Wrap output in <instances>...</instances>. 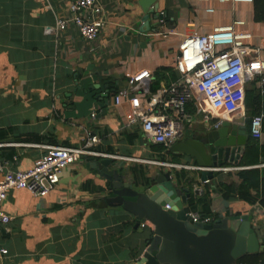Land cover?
<instances>
[{
	"label": "crops",
	"instance_id": "obj_1",
	"mask_svg": "<svg viewBox=\"0 0 264 264\" xmlns=\"http://www.w3.org/2000/svg\"><path fill=\"white\" fill-rule=\"evenodd\" d=\"M98 1L104 8L106 23L96 40L85 41L71 24L58 36L53 32L55 17L70 15L66 0H0L1 157L10 170H25L44 152L39 145L74 147L88 135H96L97 151L135 159H112L110 168L131 175L138 184L160 168L166 169L158 164L160 161L197 166L184 155L154 149L139 126L126 122L123 114L128 102L123 99L115 105V92L127 86L126 73L140 70L152 73V84L158 79L159 87L166 85L155 71L173 68L178 45L189 36L187 25L192 24L193 32H204L238 16L247 20L256 36L264 37V22L253 21V5H218V12L208 15L193 0ZM161 13L167 18L163 25L157 17ZM154 31L166 34L155 35ZM95 70L116 91L103 108L94 104L88 116H65L74 81L78 75L87 76ZM203 121L200 114L185 121L184 136L200 133ZM222 121L245 130V139L240 135L245 142L237 162L220 166L237 169H211L213 174L207 182H201L199 169H169L174 186L177 190L189 188L191 197L210 190L208 215L213 221L234 214L248 216L251 226L260 224L264 240V208L255 198L256 190L249 189L252 198L244 200L236 193L223 198L218 189L221 184L237 185L238 173L244 169L257 167L260 177L264 176V159L261 155L257 163L239 166L250 141L247 114H231ZM255 143L259 149L264 146L263 130ZM173 157L179 160L173 161ZM88 158L65 168L58 184L44 197L25 189L8 193L2 210L12 219L0 225V249L8 251L3 264H136L152 227L142 228L140 224L147 221L141 220L136 228L132 215L121 206L106 203L110 193L96 165L105 157L91 156L92 161ZM181 171L187 181L177 178L176 173ZM195 188L201 193L194 194ZM260 244L264 246V242Z\"/></svg>",
	"mask_w": 264,
	"mask_h": 264
},
{
	"label": "built area",
	"instance_id": "obj_2",
	"mask_svg": "<svg viewBox=\"0 0 264 264\" xmlns=\"http://www.w3.org/2000/svg\"><path fill=\"white\" fill-rule=\"evenodd\" d=\"M68 17H55V36L73 25L85 41H94L106 23L105 11L98 0H66ZM208 15L218 12V5H252L253 0H193ZM160 25L165 24L164 13L157 16ZM155 35L166 32L154 31ZM177 77L169 84L151 91L152 73L140 70L126 73L127 86L115 92L114 104L123 99L128 102L124 118L130 125H137L148 142L169 147L182 134L185 121L193 115L204 116V124L217 128L225 116L239 113L246 115L244 105L245 86L252 83L264 94V37L256 36L245 18L234 16L227 23H218L209 31H195L178 45L173 60ZM191 106L192 112L187 110ZM263 114L253 115L249 121L253 138L262 135ZM99 142L96 135H88L82 144L74 147L39 145L44 152L34 164L25 170L13 171L0 155V225H7L12 217L2 210V204L12 190L25 189L36 197L46 196L59 182L61 172L82 158L102 156L119 160H135L117 154H106L95 149ZM167 169L195 168L183 163L162 162ZM215 170H235V167H217ZM204 182H207L206 180ZM192 223L209 224L210 215L186 211ZM142 222L140 226H149ZM151 226V225H150ZM7 249H0L3 264Z\"/></svg>",
	"mask_w": 264,
	"mask_h": 264
},
{
	"label": "water",
	"instance_id": "obj_3",
	"mask_svg": "<svg viewBox=\"0 0 264 264\" xmlns=\"http://www.w3.org/2000/svg\"><path fill=\"white\" fill-rule=\"evenodd\" d=\"M115 91L96 70L87 76L78 75L69 93L72 100L65 116H88L94 104L103 108ZM240 135L244 137V128L230 126L226 121H221L217 128L207 123L197 136L178 138L164 152L192 159L202 168L200 179L204 182L211 178L213 168L237 162L245 142ZM112 162L108 157L96 162L110 193L105 197L106 203L121 206L132 215L136 228L141 220L152 227V235L136 264H238L242 256L262 251L261 226H251L248 216L234 214L209 224L192 223L183 207L191 197L190 189L177 190L171 170L160 168L138 184L131 175L110 168ZM199 192V188L193 190L194 194Z\"/></svg>",
	"mask_w": 264,
	"mask_h": 264
},
{
	"label": "trees",
	"instance_id": "obj_4",
	"mask_svg": "<svg viewBox=\"0 0 264 264\" xmlns=\"http://www.w3.org/2000/svg\"><path fill=\"white\" fill-rule=\"evenodd\" d=\"M253 21L254 22H264V0H253ZM167 21V18L164 17ZM159 75V78H164L169 84L177 77V73L172 67H160L155 71ZM158 79L151 83L150 90L156 91L158 89ZM244 105L247 114L248 121V133L249 140L253 141L249 144L243 153L241 159L239 160V166H248L249 164H254L259 161V157L264 159V146L260 149L255 143L256 138H253L250 134L249 121L253 115L263 114L262 120V130L264 131V94H260L258 90L253 86L252 83H247L245 86V96ZM187 110L192 111L191 106L187 107ZM154 149L164 152L166 147L160 144H153ZM177 157H173V161H178ZM177 178L182 181H187L186 174L181 171L176 173ZM239 183L234 184H221L218 189L223 194V198H227L229 195L234 193L238 197L244 200H249L252 197L249 194V189H255L257 194L255 196L258 203L264 208V176L259 175V169L257 167L244 169L238 173ZM210 190L203 192L201 196L190 197L187 202L186 211H197L203 215H208L210 213ZM198 212V211H197ZM238 264H264V252H256L252 254H246L238 260Z\"/></svg>",
	"mask_w": 264,
	"mask_h": 264
},
{
	"label": "rangeland",
	"instance_id": "obj_5",
	"mask_svg": "<svg viewBox=\"0 0 264 264\" xmlns=\"http://www.w3.org/2000/svg\"><path fill=\"white\" fill-rule=\"evenodd\" d=\"M192 32H193V26H192V24L187 25V27H186V33L188 35H190Z\"/></svg>",
	"mask_w": 264,
	"mask_h": 264
},
{
	"label": "flooded vegetation",
	"instance_id": "obj_6",
	"mask_svg": "<svg viewBox=\"0 0 264 264\" xmlns=\"http://www.w3.org/2000/svg\"><path fill=\"white\" fill-rule=\"evenodd\" d=\"M209 124H210V123H209ZM196 129L199 131V127H197ZM192 135H196V136H197L198 134H191L190 136H192ZM183 136H184V134H182V135L179 137V139L182 138ZM176 141H177V140H176Z\"/></svg>",
	"mask_w": 264,
	"mask_h": 264
}]
</instances>
